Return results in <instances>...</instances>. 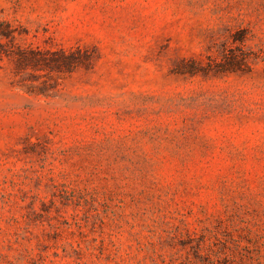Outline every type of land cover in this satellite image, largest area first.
<instances>
[{
  "label": "rangeland",
  "instance_id": "374dc122",
  "mask_svg": "<svg viewBox=\"0 0 264 264\" xmlns=\"http://www.w3.org/2000/svg\"><path fill=\"white\" fill-rule=\"evenodd\" d=\"M0 264H264V0H0Z\"/></svg>",
  "mask_w": 264,
  "mask_h": 264
},
{
  "label": "trees",
  "instance_id": "16d2710c",
  "mask_svg": "<svg viewBox=\"0 0 264 264\" xmlns=\"http://www.w3.org/2000/svg\"><path fill=\"white\" fill-rule=\"evenodd\" d=\"M190 240L195 241V238H190ZM192 241H191V242H192ZM199 245H200L199 241H197L196 245H193V244L191 243V248L194 250V252H195V254H196L197 256L199 255V251H200V249H199Z\"/></svg>",
  "mask_w": 264,
  "mask_h": 264
}]
</instances>
